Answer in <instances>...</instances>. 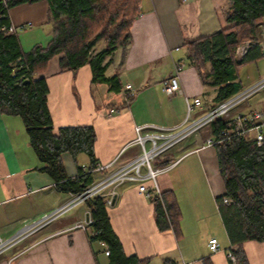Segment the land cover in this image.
Wrapping results in <instances>:
<instances>
[{"label": "crops", "instance_id": "obj_1", "mask_svg": "<svg viewBox=\"0 0 264 264\" xmlns=\"http://www.w3.org/2000/svg\"><path fill=\"white\" fill-rule=\"evenodd\" d=\"M227 3L228 0H140V14L131 27V45L124 56L118 50L109 59L106 71L108 77L119 75L123 85L120 93L93 82L89 64L75 73L61 67L63 53L56 55L35 76L48 83V107L55 128L92 126L96 133L95 165L117 157L122 164L141 151L134 143L137 125H180L187 114L186 96L204 100L197 115L208 111L217 90L205 88L198 71L188 66L186 45L232 26L224 14ZM9 18L26 52L36 45L46 46L52 38L47 1L17 5L9 10ZM174 61L185 64L180 84L186 96H168L163 90V82L174 73ZM263 76L264 56L244 64L239 71L243 89ZM127 84L134 90L130 100ZM238 110L264 114V90L251 96ZM208 135L207 132L202 139ZM184 154L157 180L160 193L171 192L177 201L181 216L178 231L159 230L155 204L139 192L136 184L119 186L115 200L113 197L107 204L112 228L125 253L149 259L148 264H232L227 255L232 244L217 205L226 187L216 147L195 149L194 140H190L156 163ZM61 157L70 179L78 178L81 172L89 173L95 166H91L85 153L76 159L68 152ZM42 167L22 118L0 113V236L12 235L25 219H36L69 200L70 195L60 191L53 179L39 170ZM89 174L96 177L95 173ZM147 186L151 188L152 183L147 182ZM88 216L87 205L79 206L40 234L0 255V264H109L107 246L91 242L89 229L75 228ZM212 238L219 241V251L210 250ZM244 249L251 264H264V242L248 241Z\"/></svg>", "mask_w": 264, "mask_h": 264}, {"label": "trees", "instance_id": "obj_2", "mask_svg": "<svg viewBox=\"0 0 264 264\" xmlns=\"http://www.w3.org/2000/svg\"><path fill=\"white\" fill-rule=\"evenodd\" d=\"M40 1L49 4L53 35L46 46L36 45L26 52L11 30L9 10ZM139 5L140 0H0V113L22 118L30 145L43 163L39 170L47 173L60 191L80 193L94 181L91 174L84 172L70 179L61 156L68 152L76 159L85 153L93 167L96 133L92 126L56 129L48 107V83L45 78L35 76L46 69L52 58L63 53L62 68L76 73L89 64L93 82L108 85L111 92H122L119 75L108 77L106 71L109 59L118 50L124 56L130 47L131 27L140 14ZM224 14L231 27L186 45L188 66L198 71L205 88L217 90L210 107L239 93L243 89L240 68L264 56L261 47L264 0H228ZM101 40L105 46L95 53L94 48ZM246 42L249 48L240 60L237 50ZM227 126L223 119H216L208 133L220 137ZM216 150L226 187V193L217 198L218 209L234 247L236 264H251L244 244L264 242V145L259 146L251 136L235 137L218 144ZM227 197L232 199L230 204L224 202ZM151 200L159 230L177 232L181 216L174 195L163 192ZM86 205L93 220L89 226L90 241L107 246L109 264H148L149 259L125 253L112 228L104 198H93Z\"/></svg>", "mask_w": 264, "mask_h": 264}, {"label": "built area", "instance_id": "obj_3", "mask_svg": "<svg viewBox=\"0 0 264 264\" xmlns=\"http://www.w3.org/2000/svg\"><path fill=\"white\" fill-rule=\"evenodd\" d=\"M12 31L15 28L12 26ZM264 55V44H261ZM248 49L238 52L239 59H243ZM174 73L163 82V90L168 96L185 95L180 84V74L185 68L181 61H174ZM127 99L134 96V90L131 84L125 86ZM264 90V76L243 89L236 95L224 100L203 114L197 115L198 110H202L205 102L201 97L191 98L186 96L187 114L183 122L176 127H158L151 124L137 125L135 127L137 137L135 144L140 146V153L126 163L119 164L118 157L108 163L96 164L89 173H95L94 181L80 193H68L70 198L67 202L53 208L50 212L36 218L25 219L21 226L12 235L0 236V255L10 248L27 240L37 234H40L49 224L66 216L79 206L86 204L87 201L102 197L107 204L112 202L116 195V190L123 184H136L140 193L151 199L155 194H161L157 177L174 168L185 156H175L169 162L157 164V160L164 155L173 152L176 148L184 145L190 140H194L195 149L203 147H216L220 143L230 142L233 138L253 137L259 146L264 145V114L260 111L243 112L239 107L251 96ZM216 119H223L227 127L221 132L220 137L209 134L202 139V132L208 130ZM147 182H151L149 188ZM57 186V184H54ZM225 204H230L232 199H224ZM93 223L91 216L87 220L79 222L75 228L82 230L89 229ZM212 252L220 250L219 241L212 238L208 244ZM231 246L227 255L229 260L236 264V256ZM109 255V251L105 252Z\"/></svg>", "mask_w": 264, "mask_h": 264}, {"label": "rangeland", "instance_id": "obj_4", "mask_svg": "<svg viewBox=\"0 0 264 264\" xmlns=\"http://www.w3.org/2000/svg\"><path fill=\"white\" fill-rule=\"evenodd\" d=\"M104 46H105V43H104V41L103 40H101L100 42H99V44H97V46H96V48H95V50L94 51H100L102 48H104ZM249 48V46H248V42H246V43H244L243 45H241L239 48H238V52H241V51H243V49H248ZM121 51V53H122V50H120ZM237 57H238V59H239V55H238V53H237ZM117 58V57H116ZM114 62H115V59H114ZM207 135V132L206 131H203L202 132V137H204V136H206ZM157 180H158V182H159V180H160V176H158L157 177ZM82 206V205H81Z\"/></svg>", "mask_w": 264, "mask_h": 264}, {"label": "water", "instance_id": "obj_5", "mask_svg": "<svg viewBox=\"0 0 264 264\" xmlns=\"http://www.w3.org/2000/svg\"><path fill=\"white\" fill-rule=\"evenodd\" d=\"M114 200H115V197H114ZM88 218H89V216H88ZM88 218H87V219H88Z\"/></svg>", "mask_w": 264, "mask_h": 264}]
</instances>
